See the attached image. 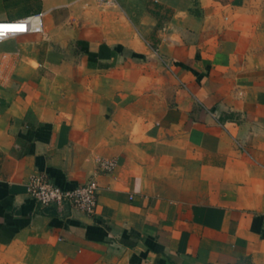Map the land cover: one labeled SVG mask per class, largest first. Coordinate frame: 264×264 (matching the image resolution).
Wrapping results in <instances>:
<instances>
[{
  "label": "crops",
  "instance_id": "obj_1",
  "mask_svg": "<svg viewBox=\"0 0 264 264\" xmlns=\"http://www.w3.org/2000/svg\"><path fill=\"white\" fill-rule=\"evenodd\" d=\"M232 1L0 0L44 13L0 42V264H264V66L202 43ZM35 174L93 178L94 213L40 209Z\"/></svg>",
  "mask_w": 264,
  "mask_h": 264
},
{
  "label": "rangeland",
  "instance_id": "obj_2",
  "mask_svg": "<svg viewBox=\"0 0 264 264\" xmlns=\"http://www.w3.org/2000/svg\"><path fill=\"white\" fill-rule=\"evenodd\" d=\"M225 16L224 21L221 9L217 19L208 22L210 33L202 40L204 46L220 51L224 45V56L239 67L264 66V0H233ZM105 18L108 21L113 14L106 13Z\"/></svg>",
  "mask_w": 264,
  "mask_h": 264
},
{
  "label": "built area",
  "instance_id": "obj_3",
  "mask_svg": "<svg viewBox=\"0 0 264 264\" xmlns=\"http://www.w3.org/2000/svg\"><path fill=\"white\" fill-rule=\"evenodd\" d=\"M104 7L114 6V0H94ZM44 13L30 14L18 20L0 21V42L28 34L40 35L43 32ZM116 166L114 159H99L96 169L108 174ZM27 196L40 208L55 207L66 209L69 214L80 213L90 216L94 213L99 186L93 178L74 188H59L48 182L42 175H32L26 183Z\"/></svg>",
  "mask_w": 264,
  "mask_h": 264
}]
</instances>
